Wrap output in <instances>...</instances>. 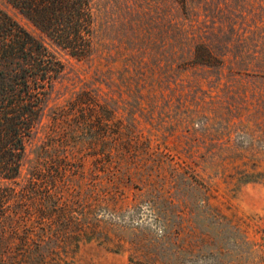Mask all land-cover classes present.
Masks as SVG:
<instances>
[{
  "label": "rangeland",
  "instance_id": "1",
  "mask_svg": "<svg viewBox=\"0 0 264 264\" xmlns=\"http://www.w3.org/2000/svg\"><path fill=\"white\" fill-rule=\"evenodd\" d=\"M94 2L92 56L0 176V264H264V0Z\"/></svg>",
  "mask_w": 264,
  "mask_h": 264
},
{
  "label": "trees",
  "instance_id": "2",
  "mask_svg": "<svg viewBox=\"0 0 264 264\" xmlns=\"http://www.w3.org/2000/svg\"><path fill=\"white\" fill-rule=\"evenodd\" d=\"M185 8L188 0H176ZM33 32L0 7V176L21 179L35 132L67 64L86 60L97 36L94 0H7ZM204 54V53H203ZM206 56V57H205ZM198 46L195 64H213Z\"/></svg>",
  "mask_w": 264,
  "mask_h": 264
}]
</instances>
